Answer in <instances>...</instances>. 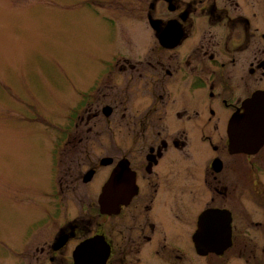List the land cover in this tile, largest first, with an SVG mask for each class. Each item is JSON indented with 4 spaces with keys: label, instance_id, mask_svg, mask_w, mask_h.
<instances>
[{
    "label": "flooded vegetation",
    "instance_id": "obj_1",
    "mask_svg": "<svg viewBox=\"0 0 264 264\" xmlns=\"http://www.w3.org/2000/svg\"><path fill=\"white\" fill-rule=\"evenodd\" d=\"M138 2L155 46L109 50L82 87L110 138L51 145L65 217L30 264H264V0Z\"/></svg>",
    "mask_w": 264,
    "mask_h": 264
},
{
    "label": "rangeland",
    "instance_id": "obj_2",
    "mask_svg": "<svg viewBox=\"0 0 264 264\" xmlns=\"http://www.w3.org/2000/svg\"><path fill=\"white\" fill-rule=\"evenodd\" d=\"M137 5L138 0H0V264H30L32 241L49 234L52 220L65 217L49 195L62 171L58 152L52 153L55 139L110 138L107 125L97 133L99 124L89 131L82 122V103L94 98L81 90L94 82L109 50L155 46ZM61 128L70 131L64 136ZM84 145L92 161L104 154L99 142Z\"/></svg>",
    "mask_w": 264,
    "mask_h": 264
},
{
    "label": "water",
    "instance_id": "obj_3",
    "mask_svg": "<svg viewBox=\"0 0 264 264\" xmlns=\"http://www.w3.org/2000/svg\"><path fill=\"white\" fill-rule=\"evenodd\" d=\"M251 107V106H249ZM252 129H254V127H252ZM117 173L116 171L112 174V177L109 179V181L107 182L106 186H105V190H104V196L108 197L109 196V189L110 187L112 186V182L113 180H116L117 179ZM93 176V170L92 171H89L85 177V180H90V178ZM105 204L106 202L104 203V207H105ZM108 208H104V211H110V210H107Z\"/></svg>",
    "mask_w": 264,
    "mask_h": 264
}]
</instances>
